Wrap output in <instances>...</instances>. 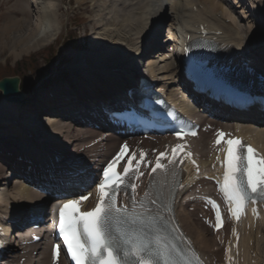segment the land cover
I'll use <instances>...</instances> for the list:
<instances>
[{
    "label": "bare ground",
    "instance_id": "1",
    "mask_svg": "<svg viewBox=\"0 0 264 264\" xmlns=\"http://www.w3.org/2000/svg\"><path fill=\"white\" fill-rule=\"evenodd\" d=\"M122 1L125 2L124 0H122ZM134 1H136V0H134ZM138 1L140 2V5L143 6L142 11H144V12L146 11L145 14L146 13L148 14L147 16L143 15L145 17H143L141 15L142 16L141 20L140 21L138 20L141 23L137 27L135 24L131 28L133 31H135L133 34H138V36L135 37L134 39H131V38H129L130 37L129 35H126L124 37L123 42L117 44L119 40L116 41L113 39L114 35L115 34L117 35V33L114 30L111 32L107 31L106 34H104V35L102 34L101 36L96 35L95 36L96 38H94V39H97L96 40L97 43L95 42V45L93 46L94 47V54L91 55L92 57L90 58L92 61L90 62L89 65H85V66L92 67L91 65L95 64L96 68H98V70H103V71L98 72V70L93 71L90 69H85V70H82V72H79V71L73 70V73H75L76 75H78V74H82V76L87 75L86 78L87 77L88 78L86 80H88V81L79 87L69 86L70 89L81 91L84 95L88 93L89 95H87V96H91L92 94L93 95H102L103 98H108V95L113 92L112 89H114L116 87V81L117 80H112V79L116 78L117 76L115 75L114 77L111 78V80L108 79L109 76L113 75L114 70L117 69L118 67H121V65H123L125 60L128 59L130 55H132V54L137 55L138 53L141 52V50L145 44V39H146L145 37L148 36L149 28L151 25V19H152L151 14L149 13V12H151V9H150V6L147 3H145L144 1H142V0H138ZM128 2H129V4H127V2H126L127 6L129 5L128 7H130L134 4L133 0L128 1ZM223 2L225 3V5ZM35 3H34V1L30 0V7H32L34 9L33 10L34 15H32V17H33L32 19H26V20L22 21L21 19L13 18L12 24H10L7 27L6 26L2 27V30H0V45H2V49L4 47H6L7 45H11L10 47H14V49L21 46L20 48H22L23 50L26 49L29 51V50L33 49L35 46L42 44V42H46V39L48 38L49 35H51V37H52V32L55 34H56V32H58L57 28H54V25L49 23L50 19H49L47 13L42 11L38 6V5H41V7L44 8L45 6L48 5L47 1L42 0L41 2H38L39 4H37V3L35 4ZM110 3H111V5L115 6L112 3V0H110ZM135 3L138 4L137 2H135ZM172 3L178 4V8L172 7L173 12L177 11L176 13H178V11L180 12V10L188 11L189 6H191V5L192 6L193 5L198 6L200 13L203 16V19L205 21H209V20L214 21L219 28L224 30V33L221 36V38L223 40H225V47H227L228 52L232 51L231 54H233L236 49L240 50V51H241V49H242V51L247 50L245 43L248 44L249 42L247 43V41H249V40L251 41L250 45L252 47L264 46V18L262 19L263 20L262 21L263 28L260 29L259 34H257V31L254 28H252V29L248 28V30L243 29V31H245V32L247 31V35H246V37H244L240 33V31L242 32V30L239 26H237V25L235 26L234 25L235 23H233V22H230V23L225 22V20L227 18H230L232 20L233 11H234V9L231 8L229 6L228 2H226V1H221V0H183L181 3H179L176 0V1H173ZM136 11L137 10L133 11V12H135V16H137ZM138 11H139V9H138ZM261 11L264 14L263 8L261 9ZM219 13H221L220 16H218ZM183 14H185V13H183ZM121 15H122V13L120 12L119 16H121ZM188 15H190V19L193 20V16L191 14H188ZM171 17L172 16H170L169 18L166 19L165 24L168 23V21L170 20ZM177 17H181L180 13H178ZM112 18H113V16H112ZM117 18H118V15H117ZM33 19H34V21H33ZM113 19L116 22L115 15H114ZM241 19L247 21L250 19V17L248 15H245V16H242ZM117 21H118V19H117ZM122 21L123 20H119L118 22H122ZM118 22H116V23H118ZM181 22H182V25H184L186 23V21L184 22L183 19ZM108 24H109V21L106 24H104V26L111 28V30L115 29V27H113L112 24H111V26ZM119 24H121V23H119ZM44 25H45V27H44ZM104 26H102V27H104ZM106 27H104V29H107ZM101 29H99V31ZM124 29H125V27L122 26L121 30H124ZM42 30H43V32L41 34ZM101 32H103V31H101ZM25 33H27V34L25 35ZM175 33L176 32H174V34ZM129 34H131V33H129ZM175 35H177V37H173L170 39L171 44L175 43L176 40L178 39V33ZM106 38H108V41ZM105 39L107 42L105 41ZM116 39H118V38H116ZM17 51L15 52V56L19 55V52H17ZM78 53H79V58H80V56L82 58L83 53L79 51V52H76L75 54H78ZM160 57H163L164 59L161 61L151 60L148 62V64L150 65L149 76L152 78L153 81H156L158 83V85L161 86V88H163L164 90H167L169 92L170 98L172 100H174L177 104L181 105L183 108H185L188 111V109L186 108L187 105L185 104L187 101L185 96L183 95L184 98L180 101L178 100V98H176V96H177V94H179V92H177V90L174 87H177L179 85V83L181 81V76L178 74L177 71L173 70V67H171V64H169V63L166 64L165 66L160 67L161 63H164L165 61H167V59H165L167 56H166V54H164V55L159 56L158 58H160ZM75 58H76V56H75ZM79 61H81V59H78L77 63L75 65L71 66V68L72 69H76V68L83 69V68H85V66L82 65L83 62L81 63ZM86 61H88V60H86ZM236 62H233L232 65L235 64ZM97 65H99V66H97ZM131 71H134V69H132ZM168 71H173L174 76H175V74L177 75L176 79L168 78V77H161V75L168 73ZM85 72H87L88 74ZM96 76H99L101 78V80H96ZM104 79H107V80H104ZM74 82L75 81L69 79L70 84H72ZM105 82H110V84H108L107 86H104L103 84ZM96 83H98V84H96ZM105 84H107V83H105ZM113 86H115V87L113 88ZM48 98H49L48 94H41L35 99L30 98L29 106L31 104L32 105L35 104L34 105L35 109H37V108L49 109L47 107H41V102L42 101L45 102V100ZM83 103L84 102H81L80 104L85 105ZM16 105H20V103L6 102L3 99L0 100V106H1L0 109H3L0 112V118H2V116H10L11 114L12 115H17V114L21 115L25 112V107L28 106V104L27 105H20V108H19L20 111H14V108L16 107ZM34 107L28 108V109L33 110ZM46 112H48L49 114L52 113L54 116L56 114L55 118H58V119H53V120H56L54 122H53V120H49L46 123H44L42 121V123L39 124V122H37L39 120H35L34 118H32V119H28V121H26V122H27V124L31 125L33 127V129L41 136V138H42L41 141H46L47 144L52 145L54 152H58V154L61 157H63L65 155V152H68L69 158H75L76 159L77 157H79V155H81L80 154V147L85 146L87 143H89V142H85V140L91 139L90 141H92L95 139L96 134L100 133V132H97L96 130H92V129H88V128H86V129H88L87 131L84 128L83 129L78 128V127H80L79 126V124H80L79 120H69L70 118L65 117V115L63 113H59V112L54 113L52 110L50 112L49 111H46ZM191 112L194 113L195 115H197L196 112H193V111H191ZM49 114H47V116H49ZM60 118H64V120H62ZM200 121L203 125L202 134L200 135V137L195 139V148H196V151L199 155L200 161L203 165V169H202V174L200 176H198V177L192 176L188 181V185H189L188 194L190 197L195 194L197 188L198 189L200 188L199 189L201 191L200 194H202L203 191H210L211 190V184L213 183V180H212L213 179V176H212L213 172H211V171L208 172V171H209L210 165L213 163L214 154L211 152V150L208 147V144H209L208 140L209 139H206L207 133H208V129L212 130L217 125L225 122L221 118L218 120H210L205 115H202L200 117ZM45 124L50 127V130H52L50 133H48L46 135L43 133V128L45 127ZM5 125L6 124L4 122L0 123V128H2V127L4 128ZM226 125L228 126V124H226ZM228 127L233 128L235 130L234 132H239L240 134L244 135V137L247 140H250L254 144L258 145L261 148V150L264 151V120L262 122H259L257 127L246 126V127L237 128V126H235V125H230ZM102 130L105 131L108 129H106V127H105V128H101V131ZM6 131H8V130H6ZM123 138L124 137H122L121 135H118L115 133L109 134L108 138L105 140V143L99 145L102 148V151H105V154H103V152L101 153V157L103 158V159H101L102 162H105L108 159L107 157L111 153H113V150L117 146L118 141L123 140ZM1 140H5V142H7V143L8 142H15V143L22 142L21 138L15 137L13 135H7V134L6 135L0 134V141ZM159 142H161V141H159ZM61 145H62V147L63 146L65 147L64 150H61V148H60ZM72 147L76 151L75 154L72 151L73 150ZM0 149H2L1 145H0ZM8 150L11 151L12 149L8 148ZM6 151H7V149H6ZM59 151H63V152H59ZM13 154H15V153H13ZM17 154L23 155L24 157L26 156L29 158L31 156L35 157L37 160L35 164L40 165V166H46L48 164V162L45 161L46 158H44L45 155L47 154V152L45 150L44 151L41 149L31 150V149H27V147H26V150L24 149V154H27V155H24L22 153L21 154L17 153ZM15 157L16 156L14 155V157H10V158H4L3 157L2 159L4 162L9 161V159H10L11 162L14 163L15 161H13V158H15ZM64 158H65V156H64ZM41 159H43V160L41 161ZM10 165H11V163H10ZM19 167L21 168V164H19ZM5 172H7L6 164H3L0 161V183L2 180L6 181ZM33 179H35L34 176H33ZM11 186L12 185L10 183L8 189H10ZM192 188H193V190L190 191V189H192ZM12 189H17V191L13 190L15 192V194H17V195L12 197V195H9V192H7V191H5V189H3L4 192H2V194L0 196L1 197L0 207L3 206V204H4V206H7V204H11L12 203L10 201L11 199L14 200V202L12 203V206H13V204H16L15 206H18L20 204H24V202H27V200L34 201V202H40L43 200L42 198L35 196L33 187L28 185V184H23V183L14 184L12 186ZM204 194H206V193H204ZM187 206H188V208H187L188 212H186V210H185V207H187ZM204 213L206 216H210L209 208L206 207V205L204 204V202L201 199H193L192 200V199L186 198L183 202H181L179 204V214H180L182 222L185 224L186 228L189 229L193 233L195 239L197 240V242L199 244V247L203 249L204 254L209 257L210 261H212V260L214 261V259H215L214 254H216L215 253L216 248H214V247L218 246L217 243L214 241L215 239H213V238L207 239L206 234L202 230L197 229V227H199V226L198 225L195 226L196 220L195 219L193 220V217H195L193 215H196V219H200L204 215ZM204 218H205V216H204ZM48 221H50L49 214H48ZM189 226H190V228H189ZM212 228H213V226H212ZM212 228H211L210 234H212ZM33 230L35 232H37L38 234L42 235V240L36 244H33L32 246H28V248L27 247L24 248L22 251V256L29 257L30 261L32 263L37 262V264H51V261L48 259L50 253L49 254L47 253V247H48L47 243L50 242L49 244L51 245L50 234H48V238L44 237V236H47V232L49 233V230H50L49 224L48 225L47 224L46 225L45 224L40 225V227L37 226ZM43 237L46 239L47 243L41 249V245L44 241ZM28 238H29L28 235L24 236L23 241L25 242L26 239H28ZM250 238L251 237H248L245 239L250 240ZM257 242L258 243L256 244V246H258L257 248H260V245H262V243L260 240H257ZM243 243H245V242H242V245H243ZM244 247H250V246L248 245V246H244ZM33 248L34 249H40L39 258L32 256ZM30 249H32L31 254H30ZM247 249L249 250V248H247ZM27 250H29L28 255H27ZM41 250H42V253L45 254L43 261L39 260L41 258V255H42ZM218 252H220V251H218ZM255 252L257 253V256H259L257 249H255ZM211 255L213 257L212 259L210 257ZM261 258H262V255H260L258 257L257 264H261ZM61 264H66V263L64 261H62ZM211 264H212V262H211Z\"/></svg>",
    "mask_w": 264,
    "mask_h": 264
},
{
    "label": "snow or ice",
    "instance_id": "2",
    "mask_svg": "<svg viewBox=\"0 0 264 264\" xmlns=\"http://www.w3.org/2000/svg\"><path fill=\"white\" fill-rule=\"evenodd\" d=\"M182 131H177L176 135L179 137ZM190 134L196 135L195 132ZM218 136L216 144L221 143L225 133L220 131ZM224 142L227 148L221 151H226L223 161L225 172L222 183L218 182L219 191L232 216L238 220L248 202L264 200V157H260L251 145H244L239 138ZM182 150V145H176L167 164L162 162L166 154L160 153L151 170L156 175L152 177L149 191L139 206L135 200L134 181L143 173L139 171V162L135 166L132 163L135 154L128 159L123 174L117 171L119 161L128 151L127 144L103 170L96 185L99 199L94 208L86 212L80 209L81 201L87 200L88 195L69 199L63 204L59 212L58 233L66 246V254H70L74 264H193V260L187 258L175 242L163 217L148 207L156 203L153 198L155 185H164L174 165L182 162L179 156ZM143 159L142 153L141 161ZM119 192L128 196L131 207L117 206ZM209 202L215 209L216 227L219 229L223 226L219 205L214 200ZM188 244L190 246V241ZM54 247L58 257L61 245L57 243ZM191 255L196 264H202L194 250Z\"/></svg>",
    "mask_w": 264,
    "mask_h": 264
},
{
    "label": "rangeland",
    "instance_id": "3",
    "mask_svg": "<svg viewBox=\"0 0 264 264\" xmlns=\"http://www.w3.org/2000/svg\"><path fill=\"white\" fill-rule=\"evenodd\" d=\"M34 1L37 4H39L38 2H41L42 0H34ZM45 1H47V3H48L47 6H45L44 8L41 7V5H38V6L42 11L47 13V15L50 19L49 23L53 24L54 28H57L58 32H56V34L52 32V37H51V35H49L48 38L46 39V42H42V44L35 46L33 49H31L29 51L26 49L23 50L22 48H20L21 46L14 49V47H10L11 45H7L6 47H4L2 49V45H0V78L4 77V76H12L15 74H20L22 76L23 82L25 84L24 90L27 93L29 98L30 97L36 98L41 94L49 93L54 88H59L60 86H62L64 84H68L70 77H73V79H79V77L75 78L74 76H78V75H82V74L76 75L75 73H73V70H76L79 72H82V70H85V69H90L93 71L98 70V68H96L95 64L91 65L93 68L90 66H85V65H89L90 62L92 61L90 58L92 57L91 55L94 54V47L93 46L95 45V42L97 40V39H94V38H96L95 36L96 35L101 36L102 34L103 35L106 34L107 31L111 32L114 30L117 33V35L115 34L113 39L116 41L119 40L117 44L123 42L124 37L126 35H129L130 36L129 38L134 39L135 37L138 36V34H133L135 31H133L131 28L135 24L137 27L141 23L139 21L141 20L143 15H145V16L148 15L147 13L145 14L146 11L145 12L142 11L143 6L140 5V2L138 0H136V1L133 0L134 4L132 6H130L131 8L128 7L129 5L127 6V4H129L128 1H131V0H127V1L124 0L125 2H123L122 0H112L113 4H115V2L121 4L122 9L119 8L118 10H120V11H118V12L114 11V8H112L113 5H111L110 0H109V2H108V0H45ZM126 2H127V4H126ZM135 2H137L138 4H136ZM259 2H260V0H259ZM107 3L109 6H111V8L108 7L109 9H103V6H106ZM260 4L264 9V0H261ZM92 8H94L95 10ZM137 8L139 9V11ZM33 10L34 9L32 7H30V1L29 0H0V28H1L0 30H2L3 26L7 27L10 24H12L13 18H18V19H21L22 21L26 20V19H32L33 18L32 15H34ZM110 10L114 11L112 16L114 18V15H115L116 22L121 20V17L119 16L120 12L122 14L126 15L129 12L131 13V11L137 10L136 11L137 16L133 15L132 18H129L131 20V24L129 26L125 27L124 30H121V27L124 26V22L122 21V22L116 23L113 18H110V16L107 14V12H109ZM181 11L184 12L185 10H181ZM242 11H244V10H241V11H239V13L237 12L233 15L234 20L232 17V20L235 21V22H233V23H235L234 25L235 26L237 25L241 28V30H242V32L240 31L241 35L246 37L247 31L245 32V31H243V29L248 30V28H251V29L254 28L257 31V34H259L260 29L262 28L261 23H258V24L256 23V21L260 20L259 15L255 14V13L253 14V16L255 17V22L252 19L251 20L249 19V21L248 20L246 21V20L241 19L240 13H242ZM184 13L185 14H180L181 17H177V19L181 18V19H183L184 22L187 21L186 16H188V18H190V15H186V12H184ZM117 15H118V18H117ZM145 16H143V17H145ZM103 17H104V19H103ZM109 18H110L111 22L113 23L112 26L115 27V29L111 30V28L104 26V24H106V19L109 20ZM117 19H118V21H117ZM33 21H34V19H33ZM169 21H168V23H169ZM126 22H128L127 19H126ZM119 23H121V24H119ZM171 24H170L171 29L173 28V30L171 32L176 31L177 22L171 21ZM181 24H182V22H181ZM45 25H44V27H45ZM170 25H169V27H170ZM102 26L106 27L107 29H104V27H102ZM99 29H101V30L99 31ZM101 31H103V32H101ZM42 32H43V30L41 31V34H42ZM169 32H168V35H169ZM129 33H131V34H129ZM26 34L27 33H25V35ZM63 36L64 37L66 36V38L71 36L72 42H74V40L76 39L78 41V44H79V49H71V48L67 47L66 44L62 45L63 39L61 40V38ZM116 38H118V39H116ZM106 39L108 41V38H106ZM106 39H105V41H106ZM162 43L166 47V45L168 44L166 37H163ZM247 43L250 44L251 41L249 40V41H247ZM245 45L248 47V45L246 43H245ZM16 51L19 52V55H17V56H15ZM79 51L83 53L82 58H81V56L79 58V53L75 54L76 52H79ZM75 56H76V58H75ZM78 59H81V61H79V62H81V63L83 62L82 65L85 66V68H83V69H79V68L72 69L71 66L75 65L77 63ZM86 60H88L89 62ZM168 63H170V60L166 61L164 63H161V66H164ZM66 64H68V65L66 66ZM97 66H99V65H97ZM99 71H103V70H98V72ZM85 73H87V72H85ZM172 74H173V71H169L166 75H161V77H168V78L171 77L172 78L173 77ZM178 88H180V86H178ZM1 96L2 95L0 93V98H1ZM179 99L181 100L182 98L179 97ZM0 100H2V98ZM186 104L189 107L194 106V105H191L190 101L187 102ZM2 110L3 109H0V112ZM28 110H30V109H28ZM25 112H26V110H25ZM30 113H33L32 115H30V117H27V115H29V114L25 115L24 117L27 119L34 118L35 120H39V124L42 123V121L44 123H46L49 120L58 119V118H55V116L54 117H47V115L39 114V113H36L33 111ZM49 116H51V114H49ZM54 121H56V120H53V122ZM85 130L87 131L88 129H85ZM51 131L52 130H50V127L45 124V127L43 128V133L46 135V134L50 133ZM7 132L10 133L9 131H7ZM98 135H100V134H97V137H98ZM90 140L91 139H86L85 142H90ZM60 148L65 149L64 146L62 147V145ZM72 149H73V147H72ZM103 154H105V151H103ZM5 183H7L5 180H2L0 183V194H2L1 193L2 187H3L2 185H4L6 187ZM9 195H15V193H12V190L11 191L9 190ZM0 201H1V199H0ZM187 208H188V206L185 207L186 212H188ZM193 216H195V217H193V220L194 219L196 220L195 226H197V225L199 226V227H197V229L202 230L206 234L207 239L213 238L211 236L212 234H210L211 233V226H209V224L206 223L207 221H205V218H204V216L207 217L205 215V213L200 219H196V215H193ZM189 228H190V226H189ZM48 234L49 233L47 232V236H44V237L48 238ZM44 237H43L44 241L41 245V249L47 243L46 239ZM214 248H216V250H217V247H214ZM31 250L32 249H30V254H31ZM216 250H215V252H217ZM28 253H29V250H27V255H28ZM47 253L49 254V248L48 247H47ZM33 254H37L36 257H39L40 251L34 250ZM41 254L42 255H41V258L39 260L43 261L45 254L42 253V250H41ZM48 259L50 260V254H49Z\"/></svg>",
    "mask_w": 264,
    "mask_h": 264
},
{
    "label": "water",
    "instance_id": "4",
    "mask_svg": "<svg viewBox=\"0 0 264 264\" xmlns=\"http://www.w3.org/2000/svg\"><path fill=\"white\" fill-rule=\"evenodd\" d=\"M19 83L20 78L18 76L4 77L0 80V90L6 100L23 103L27 101V97L19 90Z\"/></svg>",
    "mask_w": 264,
    "mask_h": 264
}]
</instances>
